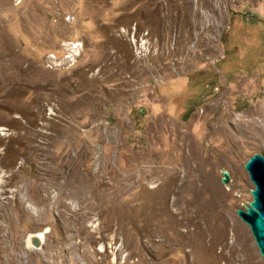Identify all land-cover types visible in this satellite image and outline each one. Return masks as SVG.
I'll list each match as a JSON object with an SVG mask.
<instances>
[{
    "label": "rangeland",
    "instance_id": "374dc122",
    "mask_svg": "<svg viewBox=\"0 0 264 264\" xmlns=\"http://www.w3.org/2000/svg\"><path fill=\"white\" fill-rule=\"evenodd\" d=\"M0 67V264H188L201 218L264 264V0H0Z\"/></svg>",
    "mask_w": 264,
    "mask_h": 264
},
{
    "label": "bare ground",
    "instance_id": "6f19581e",
    "mask_svg": "<svg viewBox=\"0 0 264 264\" xmlns=\"http://www.w3.org/2000/svg\"><path fill=\"white\" fill-rule=\"evenodd\" d=\"M195 15L197 16L196 12H195ZM0 68H2V67H0ZM13 121H16V120H13ZM17 121L15 122V124H17ZM20 135H19V132L17 131L16 134H14V133L9 134L8 139L9 140L13 139V141L14 140L16 141V139H19ZM37 135H38L37 130L32 132V138H31L32 141L31 142H33L32 146L34 148L37 147V145H38L37 144ZM29 147H30V145H29ZM0 164L5 165L7 163L4 162L3 160H0ZM1 175H2V173H1ZM3 176H5V175H2L1 177H3ZM197 228L199 229V236L201 237V240L206 243V247H205L206 248L205 249L206 250V256L204 258H199L195 255V250H194V252L188 251V254H187L188 264H253L250 260H248L249 258L247 259V256H248L247 253L248 252H247V248H246L245 244H242V243L239 244V242H237V240H236V235H234V236L232 235L233 239L230 240L231 242H227L223 238L222 235H219L220 234L219 230H217L212 224L209 225V224L205 223L203 218H201L197 221ZM0 232H1L0 233V242L1 243H7L8 238H9L8 231L6 230V228H4L3 225L0 226ZM33 235H37V236H39V238L42 237L41 233H39V234L35 233V234H32L31 236H33ZM31 236L29 235V237H31ZM190 242L191 241H189V243ZM190 245H191V243H190ZM29 246H33V244L30 242Z\"/></svg>",
    "mask_w": 264,
    "mask_h": 264
},
{
    "label": "water",
    "instance_id": "95a60500",
    "mask_svg": "<svg viewBox=\"0 0 264 264\" xmlns=\"http://www.w3.org/2000/svg\"><path fill=\"white\" fill-rule=\"evenodd\" d=\"M243 165L253 184V188L250 189L252 198L244 208H237L236 213L249 225L258 250L264 258V155L254 153ZM228 180V172L222 170L221 181L227 183ZM29 240L35 247L41 245V239L37 235L31 236Z\"/></svg>",
    "mask_w": 264,
    "mask_h": 264
}]
</instances>
